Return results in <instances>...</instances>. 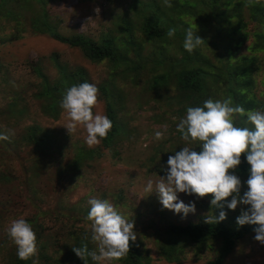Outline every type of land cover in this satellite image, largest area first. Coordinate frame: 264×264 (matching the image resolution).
I'll return each instance as SVG.
<instances>
[{
	"label": "rangeland",
	"instance_id": "374dc122",
	"mask_svg": "<svg viewBox=\"0 0 264 264\" xmlns=\"http://www.w3.org/2000/svg\"><path fill=\"white\" fill-rule=\"evenodd\" d=\"M133 1L0 0V132L9 137L0 140V176H7L0 177V264H8L9 253L16 249L7 228L12 220L20 217L37 220L41 225L39 230H33L37 240L47 242L48 255L66 256L61 249L71 241L70 230L88 228L91 222L85 217L70 219L59 212L38 214L36 207L84 213L90 207V197L109 200L127 220L133 221L137 239L152 257L151 264H207L218 255L221 243L212 239L200 254L189 244L183 248L182 262H168L158 252L160 237L146 226L151 222L162 228L169 222L185 224L213 214L218 216L210 203L211 196L178 193V198L186 204L195 203V212L184 216L163 208L158 192L147 193L143 188L149 178L155 181L159 176H166L167 158L174 155L175 150L186 145L198 147L182 140L176 130V124L184 116L183 90L178 88L176 81L177 62L183 56L181 47L189 28L201 38L217 40L213 15L226 6L212 10L205 0H197L196 9L181 13L174 0H149L157 4L156 18L164 21L167 31L171 28L178 32L169 38L167 34L160 37L143 28V17L132 7ZM140 1L147 0H136L138 6ZM243 1L245 26L241 30L248 37L242 45L232 48L231 62L242 55L253 54L249 46L254 42V31L264 30V26L253 21L249 14V7L261 2ZM124 19L131 21V35L125 31ZM45 20L66 35L82 32L98 40L105 33H113L123 39L119 43L122 50H129V58L134 63H144L145 67L134 70L124 65L115 68L108 60L93 62L79 48L41 32L39 28ZM235 20V16L231 17L230 24ZM228 26L224 21L223 30H228ZM179 27L184 29L182 35ZM131 36L134 42L142 44L140 50L128 46ZM196 50L217 66L222 53L224 58L227 57L225 50L209 42L202 41ZM53 52H57L62 61L84 67L89 81L96 86L110 82L113 89L121 92L118 119L123 129L109 147L101 143L87 146L82 126L71 136L63 126L69 122L64 111L58 118L42 112L41 102L34 96L41 76L33 66L39 63L44 74L50 79L55 78L57 67L49 58ZM257 54L259 58L253 69L254 90L264 99V51ZM155 60H163V63ZM151 64L158 67L152 69ZM159 73L169 75L165 82H156ZM225 88L223 83L210 82L208 95L224 100ZM95 111L106 115V98L99 90ZM33 125L48 129L51 134L52 145L40 154L34 152L27 139ZM157 130L164 132L160 140L154 138ZM81 151L89 152L91 156L77 162ZM237 175L242 181L243 194L247 190L248 174L237 170ZM240 214L241 206L235 210L227 208L226 219L222 221L237 225L236 218ZM254 237L255 231H251L238 239L223 264H264V243ZM42 248L38 244V251ZM36 257V264H57L51 257L47 262ZM64 264L74 262L66 259ZM112 264L119 263L113 261Z\"/></svg>",
	"mask_w": 264,
	"mask_h": 264
},
{
	"label": "trees",
	"instance_id": "16d2710c",
	"mask_svg": "<svg viewBox=\"0 0 264 264\" xmlns=\"http://www.w3.org/2000/svg\"><path fill=\"white\" fill-rule=\"evenodd\" d=\"M209 9L218 10L221 5L226 8L219 13L213 15L215 27L218 30L217 40L204 39L203 42H209L216 46L218 49H223L227 52V57L220 59V65L217 66L205 56H202L200 51L194 50L189 53L183 47V56L178 60V71L176 72V81L178 88L183 90V115L185 114L188 106H197L202 104L206 99L211 98L208 95L210 90V82L225 84V99L230 100L232 105H240L245 110L264 109V99L261 98L254 90L255 78L253 76V69L256 67L258 61V51H264V30L254 31V42L249 46L253 54H245L231 62L229 59L233 57L232 48L242 45L248 37V34L241 29L244 28L245 22L243 20L244 1L243 0H205ZM260 2V0H259ZM176 7L181 13L193 11L197 5V0H174ZM156 6L153 1L139 2L133 1L132 7L136 13L141 14L143 17V28L148 33L158 35L160 37L166 35L167 28L163 25L164 21L157 19ZM162 13V11H159ZM250 18L253 21L261 23L264 26V2L255 4L249 7ZM235 16L236 20L230 24V18ZM125 31L131 35V21L124 19ZM226 21L230 26L228 30H223V23ZM173 27L174 24H172ZM176 28V27H175ZM170 29V28H169ZM39 30L48 34L53 39L66 43L72 47H77L81 50L83 55L93 62H101L108 60L115 68H120L122 65L127 69L139 70L145 67L142 62H135L129 58V50H122L120 40L117 35L113 33H105L100 39L96 40L82 32H76L72 35H66L60 32L56 27L50 25L47 20L42 21ZM184 29H178L179 33ZM178 33L177 31H175ZM128 46L136 47L137 50L141 49L142 44L134 42L133 36L128 38ZM164 52L163 49H161ZM49 58L54 62L57 67V76L50 79L43 73L39 63H36L33 68L41 76V82L37 91L34 93L35 98L41 102L42 112L50 117L58 118L63 111L59 107V100L62 93L70 86L82 82H89L87 70L82 66L71 65L65 61L60 60L59 54L53 52ZM162 64L163 60L158 61ZM154 62V61H153ZM152 69L157 68L158 65L151 64ZM169 76V75H167ZM164 73H159L155 77L156 82L166 81L167 77ZM100 93L106 98V116L112 121V128L106 138L101 140V144L109 147L118 133L121 132L122 125L118 119V100H122L121 92L113 89L110 82H105L97 85ZM213 99V98H211ZM215 100V99H213ZM94 111V109H93ZM236 123L239 126L245 125L243 117H237ZM28 142L33 145L34 152L40 154L44 148L52 145L51 134L48 129L41 126L33 125L27 134ZM91 156L89 152L81 151L78 155V161L83 160L86 156ZM242 163L238 166V170L248 174L247 169L250 167L241 156ZM74 163L72 166H75ZM71 166V167H72ZM1 178L7 177L1 174ZM212 197L213 194H208ZM228 200L227 198H225ZM223 203V202H222ZM38 214H49L50 212H59L61 215H68L70 219L87 218L89 209L84 213L78 212H64L59 209H40L38 206ZM213 210L219 215L221 210L227 213L226 204L224 207L215 208ZM29 222L36 231L41 228L37 220L31 218L25 219ZM154 230L160 237L158 243L159 254L168 262L180 263L183 260V248L185 245L194 246L196 253L200 254L205 247L206 243L212 239H218L221 243L218 255L210 260L207 264H223L226 256L230 254L236 244V241L244 237L247 233L254 231L257 225H229L224 221L218 223H205V217L199 218L197 221H189L185 224L169 222L164 227H158L153 223L146 225ZM71 241L62 245V251L66 256L55 257L48 255L46 248L47 242H40L38 244L43 246L37 252V259H42L47 262L50 257L57 261V264H64V260L74 262V264H95L85 254V260L75 253L73 248H81L92 250L96 248V244L91 239V226L88 228L71 229ZM32 259L21 260L16 255V249L9 253L8 264H32ZM119 264H151V255L143 249L138 239L135 241L130 240V249L126 257L117 261Z\"/></svg>",
	"mask_w": 264,
	"mask_h": 264
},
{
	"label": "clouds",
	"instance_id": "9594fccd",
	"mask_svg": "<svg viewBox=\"0 0 264 264\" xmlns=\"http://www.w3.org/2000/svg\"><path fill=\"white\" fill-rule=\"evenodd\" d=\"M166 34L172 38L175 30L170 28ZM202 41L204 39L189 28L184 35L183 48L191 53ZM58 103L69 118L63 126L71 136L82 126L86 133L84 143L89 147L107 137L112 121L99 111H93L98 105V88L94 83L85 81L68 87ZM238 116L250 126L237 125ZM176 130L182 140L198 147L186 145L175 150L174 155L167 158L166 176H159L155 181L149 178L143 190L158 192L163 208L184 216L196 209L194 202L186 204L178 198L180 192L198 197L213 194L210 203L215 208L222 209L226 204L228 209L235 210L241 206L237 225H257L254 238L264 243V109L245 110L240 105H232L228 99L209 98L200 105L188 106ZM163 136L160 130L154 132L156 140ZM8 138L0 132V140ZM242 154L250 166L245 182L247 190L243 194L242 181L237 175ZM228 197L231 199L226 200ZM88 204L87 219L91 222V239L96 242V248H73L77 256L85 260L86 254L95 264H112L126 257L130 240L137 239L133 221L127 220L107 199L90 197ZM226 215L221 210L218 216H206L205 223L216 224L226 219ZM7 234L16 246L17 257L33 258L32 264H36L38 242L31 224L23 217L14 219Z\"/></svg>",
	"mask_w": 264,
	"mask_h": 264
}]
</instances>
